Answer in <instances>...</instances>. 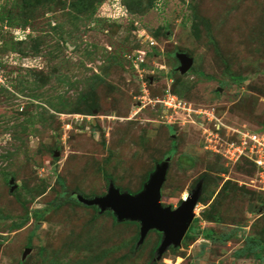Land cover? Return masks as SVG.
Segmentation results:
<instances>
[{
  "label": "rangeland",
  "instance_id": "rangeland-1",
  "mask_svg": "<svg viewBox=\"0 0 264 264\" xmlns=\"http://www.w3.org/2000/svg\"><path fill=\"white\" fill-rule=\"evenodd\" d=\"M1 2L32 35L0 45V264H264L244 251L264 243V186L223 156L264 133V0ZM166 158L164 206L202 190L158 260L160 233L137 247V222L75 195L136 194Z\"/></svg>",
  "mask_w": 264,
  "mask_h": 264
},
{
  "label": "water",
  "instance_id": "water-1",
  "mask_svg": "<svg viewBox=\"0 0 264 264\" xmlns=\"http://www.w3.org/2000/svg\"><path fill=\"white\" fill-rule=\"evenodd\" d=\"M176 59L179 62L178 69L181 74L187 73L193 65V59L184 52L177 53ZM169 161L170 158H166L165 161L156 165L143 189L136 194L122 192L110 181L105 195L86 198L81 194H76L75 199L85 206L96 207L100 214L111 212L117 222H137L139 224L137 247L150 231L155 230L160 233L161 241L156 251L159 260L170 247L177 248L181 245L195 218L194 212L202 190V182H199L176 208L163 206L161 188L165 181ZM10 183H13V180ZM251 209L252 204L250 211Z\"/></svg>",
  "mask_w": 264,
  "mask_h": 264
},
{
  "label": "built area",
  "instance_id": "built-area-1",
  "mask_svg": "<svg viewBox=\"0 0 264 264\" xmlns=\"http://www.w3.org/2000/svg\"><path fill=\"white\" fill-rule=\"evenodd\" d=\"M2 2L0 0V31L9 32L10 34L22 38L21 34H29V30H21L20 28L12 29L7 25L6 20H2ZM2 41L0 40V45ZM27 60V58H22ZM24 67L27 65L22 63ZM0 66V86L3 83L4 76ZM223 156L233 163H237L241 159L248 160L256 168L255 182L264 186V133L259 132H238L237 141L229 144L224 151Z\"/></svg>",
  "mask_w": 264,
  "mask_h": 264
},
{
  "label": "trees",
  "instance_id": "trees-1",
  "mask_svg": "<svg viewBox=\"0 0 264 264\" xmlns=\"http://www.w3.org/2000/svg\"><path fill=\"white\" fill-rule=\"evenodd\" d=\"M24 1L25 0H21L22 3H24L25 5H28ZM32 4L33 3H30L29 5H32ZM26 13H28V12H25V14L24 13L21 14V16H20L21 18H19L20 20H18V16H16V19H15V17L13 18V16H11L10 14L7 13V11L4 9V6H3L1 18H2V20H6L7 25H8L9 28H12V29L20 28L23 31H25V30H29L30 31L29 34H26V35L25 34H21L22 35V38H18L16 36L10 34L9 32H2V31H0V40L2 41V45L3 46H5V43L7 44V42H6V38L7 37L15 45L24 44L28 39L31 38V35H32V30H31V25H30L31 18L28 16V14L26 15ZM240 80L237 79L235 81L237 82V81H240ZM240 164L245 165L247 168L250 169V171H253L254 174L256 173V168L252 164L250 165L248 162H246L245 159H241L238 162L237 165L239 166ZM94 208H96V207H94ZM109 213H111V212H109ZM229 237H230V234H227V235H225L223 237V239H221V241L222 242H226L229 239ZM258 250L264 251V243L263 242H261V241H258V242H255V243L254 242H247L245 244V248H244V251L245 252H255V251H258ZM240 253H241V251L239 252V255H240Z\"/></svg>",
  "mask_w": 264,
  "mask_h": 264
},
{
  "label": "flooded vegetation",
  "instance_id": "flooded-vegetation-1",
  "mask_svg": "<svg viewBox=\"0 0 264 264\" xmlns=\"http://www.w3.org/2000/svg\"><path fill=\"white\" fill-rule=\"evenodd\" d=\"M163 205V204H162ZM164 206V205H163ZM173 208V207H172ZM192 224V223H191ZM191 226V225H190ZM190 228V227H189ZM187 233V232H186ZM186 235V234H185ZM170 248H173V247H170Z\"/></svg>",
  "mask_w": 264,
  "mask_h": 264
}]
</instances>
